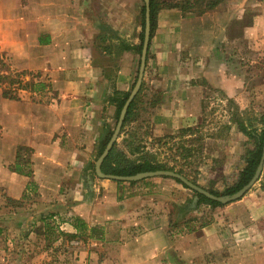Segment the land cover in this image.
Returning <instances> with one entry per match:
<instances>
[{"label": "crops", "instance_id": "crops-1", "mask_svg": "<svg viewBox=\"0 0 264 264\" xmlns=\"http://www.w3.org/2000/svg\"><path fill=\"white\" fill-rule=\"evenodd\" d=\"M139 14V0H0L6 66L40 85L36 98L8 99L0 89V190L17 201L32 182L40 213L66 220L97 264H264L258 190L189 229L181 218L192 194L174 180L118 184L91 173L116 124L109 99L130 93L138 71ZM142 83L132 125L169 134L199 121L210 92L238 104L264 95V0L160 11ZM20 148L30 151L31 177L8 170Z\"/></svg>", "mask_w": 264, "mask_h": 264}, {"label": "rangeland", "instance_id": "rangeland-1", "mask_svg": "<svg viewBox=\"0 0 264 264\" xmlns=\"http://www.w3.org/2000/svg\"><path fill=\"white\" fill-rule=\"evenodd\" d=\"M175 1L184 3L186 0ZM197 1L198 3L190 0L191 7L185 13H200L203 4L208 2ZM139 4L141 8L144 3L139 0ZM14 77L15 74L9 69L0 66V89L3 95L8 92L10 98H6L38 97V89L32 90L30 86L23 89L18 84H10ZM33 77L35 75H25L19 77V81L22 84L33 83ZM263 117L262 94L254 100L247 98L238 104L220 93L210 92L201 106L199 121L192 127L183 129V133L180 130L171 134L156 132L150 124L142 121L132 125L137 134L133 145L140 146L139 151L129 155L121 141L118 145L132 161L147 160L172 168L171 172H181L179 175L206 191L223 193L243 168V156L246 149L252 146V142L239 131L238 123L243 122L247 127L259 130L262 128ZM19 155L22 160L29 161L27 149L21 148ZM94 167L95 165L91 166L90 170L95 175ZM33 188L35 185L29 182L17 201L7 198L0 190V264H97L84 255V237L76 234L71 238L66 233V220L58 213L50 217L40 213L36 206L38 195ZM183 188L192 194L185 207L188 212L181 218L184 223L189 224L186 228L192 229L209 223L214 207L208 204L198 205L197 194L189 188ZM250 190H258L264 197L262 182H256ZM195 197L197 201L193 202ZM176 224L181 227V222Z\"/></svg>", "mask_w": 264, "mask_h": 264}, {"label": "trees", "instance_id": "trees-1", "mask_svg": "<svg viewBox=\"0 0 264 264\" xmlns=\"http://www.w3.org/2000/svg\"><path fill=\"white\" fill-rule=\"evenodd\" d=\"M142 1V0H141ZM224 0H208L207 3H204V7L201 9L200 13H192V14H201L204 13L205 11L211 10L214 7H216L219 3L223 2ZM143 2V1H142ZM198 3V1L196 0ZM193 5V4H192ZM191 4L190 0H186L184 3L183 2H174V0H149V22H150V36L149 40L154 32L155 25H156V17L157 14L162 11V10H167V9H172V8H179L182 13H185L186 10L190 9ZM144 13H145V6L144 4L140 8V21H141V33L139 35V41L140 44L137 46L136 51L140 55L141 52V47H142V41H143V30H144ZM0 66L5 67V59L0 53ZM8 69V68H7ZM138 72V71H137ZM25 73H16L15 77L12 81H10V84H18L20 88H27L30 86L32 90L38 89L40 85L38 84H33V83H24L22 84L19 81V77H24ZM137 76V73H136ZM136 77L134 80V83L132 85V88L135 84ZM143 83L141 84L140 90L133 99V101L130 103L125 118L124 122L120 131L119 137L122 135L121 138V145L125 148V150L128 152L129 155H133L136 152L139 151L138 146H134V139L137 138V134L135 132V129L132 126V123L137 121V116H138V109H137V103L139 100V94L141 92ZM131 88V89H132ZM5 97L8 96V92L4 93ZM129 93L121 94L118 92H115L113 96L109 99L110 103H114L116 107V120L118 119L119 113L128 98ZM10 98V97H9ZM262 128L257 130L256 128L252 127H247L243 122L238 123V128L239 131L248 139V141L252 142V146L250 148L246 149V153L243 156V163L244 166L243 168L237 173V176L231 186L226 188V190L223 193H215L212 191H208L210 194L220 197L223 195H232L236 193L238 190H240L243 186H245L253 177L255 170L258 166V163L261 158L262 154V147H263V142H264V117L261 121ZM181 133L184 132L183 129L180 130ZM112 134V131L102 140L100 143V148L97 154V157L101 155L103 152L104 148L106 147V144L109 141V138ZM21 148L18 149L17 157H16V162L12 167H9V170L11 172H14L16 174L26 176V177H31V168L30 162L29 161H24L20 158L19 152ZM29 151V150H28ZM30 152V151H29ZM27 170V171H25ZM156 171H173L172 168H165L163 166H159L158 164H153L147 160L143 161H132L128 159L127 155L119 149V145L117 142L114 143L112 146L111 150L109 151L107 157L104 159L102 165H101V172L104 175H110V176H119V177H130L134 176L138 173H145V172H156ZM178 174H181V172H178ZM264 171L261 174V177L257 182L261 183L262 182V190H264ZM175 181L183 187L187 188L184 184H182L179 180ZM118 184L123 183V181H115ZM132 183V182H129ZM199 200H198V205L201 204H208L212 207H221L222 204L209 200L208 198L197 194ZM240 200V199H239ZM238 201V200H237ZM79 221L76 220V223L74 224V228L78 232L81 229L84 230V224H81L79 226ZM186 226L189 225L188 223H184ZM92 233L96 231V229H91L90 230ZM2 230L0 228V234ZM72 238L73 236L70 235ZM92 237V236H91Z\"/></svg>", "mask_w": 264, "mask_h": 264}, {"label": "water", "instance_id": "water-1", "mask_svg": "<svg viewBox=\"0 0 264 264\" xmlns=\"http://www.w3.org/2000/svg\"><path fill=\"white\" fill-rule=\"evenodd\" d=\"M145 6V13H144V30H143V41H142V47H141V52H140V60H139V66H138V72L136 76V81L135 84L132 88V90L129 93L128 98L126 99L120 113L118 116V119L116 120L115 127L113 129V132L109 138L108 143L106 144V147L104 148L103 152L101 155L97 158L95 162V175L100 178V179H109L113 181H123V182H137L141 181L144 179L148 178H154V177H166V178H173L176 180H179L182 184H184L187 188L191 189L194 191L196 194H200L209 200L218 202L222 205H226L232 202H235L239 199H241L254 185L255 183L259 180L261 173L264 168V142H263V147H262V154L260 161L258 163V166L255 170V173L252 177V179L245 185L243 186L240 190H238L236 193L232 195H226V196H214L210 194L208 191L192 184L189 182L187 179H185L183 176L171 172V171H156V172H145V173H138L134 176L130 177H119V176H110V175H104L101 172V165L104 161V159L107 157L109 151L111 150L112 146L114 143L117 141L120 131L124 122V118L127 112V109L130 105V103L133 101L135 96L140 90L142 81H143V75H144V70L146 66V58H147V50H148V44H149V36H150V22H149V0H142ZM197 201V197L194 198L193 202Z\"/></svg>", "mask_w": 264, "mask_h": 264}]
</instances>
